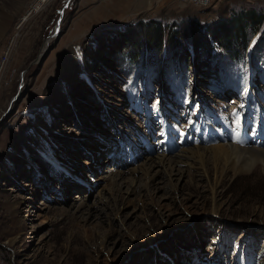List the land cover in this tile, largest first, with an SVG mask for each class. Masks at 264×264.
Returning <instances> with one entry per match:
<instances>
[{"label":"rangeland","instance_id":"obj_1","mask_svg":"<svg viewBox=\"0 0 264 264\" xmlns=\"http://www.w3.org/2000/svg\"><path fill=\"white\" fill-rule=\"evenodd\" d=\"M250 8L230 70L190 63L185 79L131 45L158 21L163 39L207 34L219 52L213 24ZM214 76L240 84L216 94ZM224 142L264 150V0H0V264H264L260 162L217 186L189 164L151 188L137 170L134 194L111 193L116 173Z\"/></svg>","mask_w":264,"mask_h":264},{"label":"trees","instance_id":"obj_2","mask_svg":"<svg viewBox=\"0 0 264 264\" xmlns=\"http://www.w3.org/2000/svg\"><path fill=\"white\" fill-rule=\"evenodd\" d=\"M259 19L260 14H257L250 8L230 18L221 20L219 23L215 22L213 24L214 28L212 27L210 30V36L218 46L219 44L221 45L222 50L219 52H212L211 48H213V46L211 45V39L209 37L207 38V34H205L206 36L203 35L201 39L197 36V39L199 37V41L191 45L187 44L186 46L171 42L173 41L171 38H169L168 41L167 39H163L165 30L158 21L155 22L156 27L152 32H150L149 26L148 29L146 28L144 34L147 38L144 37L141 40L134 38L133 35H136L137 32H130L128 26H126L127 28L125 27V29L127 31L126 33L130 32L129 37H133V41H131L133 49H139L138 55L134 54L136 58H139L141 62L145 60L156 64L162 61L171 71L185 77V75L188 74L190 63L196 64V66L199 67H208L211 70H216L218 65L224 70H229L233 60L231 57H239L246 49V22L251 23L253 27H255ZM151 23L152 22H148L145 25H151ZM192 25L195 26V28L197 27L196 33H198V26H196L194 22H192ZM136 26L141 28V25ZM176 31L179 32L180 30ZM170 32H172V30ZM170 32L168 33L169 37ZM238 52L241 53L237 55L236 53Z\"/></svg>","mask_w":264,"mask_h":264},{"label":"bare ground","instance_id":"obj_3","mask_svg":"<svg viewBox=\"0 0 264 264\" xmlns=\"http://www.w3.org/2000/svg\"><path fill=\"white\" fill-rule=\"evenodd\" d=\"M59 32L60 27L56 33L59 34ZM229 143L230 142H224L221 144L219 143V145L210 147H191V149H188L189 151H187L189 153H185L184 157H182L183 155H177L175 159L172 157H166L165 155H159L155 160H153L154 158H152L151 160L145 161L144 163L140 164L138 166L139 169H137V167L132 168L129 174L116 173L110 176L113 178L114 182V187H112L111 193L114 196L115 200L124 199L125 196L122 194V190H124V192L126 193H130L129 195L134 194V187L137 186V178H135L134 173L137 170H141V175L147 180L145 181L146 187L151 188L157 183L156 177L161 172H166L167 174H169L170 183H172V180L174 179L182 178L184 170H182L183 168H179L178 165L184 163L189 164V166L192 165L194 167H200L203 172L201 175L208 176L209 178L210 172L211 170H213L214 180L217 186L223 181L224 176L229 169L233 170L236 174L238 172L250 171L254 164L258 162H260L264 166V150H258L256 148H241V146L238 145L239 143ZM181 157L183 159H180ZM190 158H192V162H189L187 160ZM153 198L155 200L154 195L151 199L153 200ZM108 201L109 200H107V205L109 206L110 201ZM81 206L82 205H78L77 207L75 206L76 209L74 208L73 211L76 212V210H82ZM99 215V213L93 211L92 207L88 206V208H85V210L82 211L81 216L79 217L80 220H82V222L86 223L85 225H87L91 222H95L94 219H97ZM79 227L80 230L83 229L84 233L86 234L85 236L89 238V229L87 227L83 228L80 224Z\"/></svg>","mask_w":264,"mask_h":264},{"label":"built area","instance_id":"obj_4","mask_svg":"<svg viewBox=\"0 0 264 264\" xmlns=\"http://www.w3.org/2000/svg\"><path fill=\"white\" fill-rule=\"evenodd\" d=\"M194 3L202 4V5H207L210 0H190Z\"/></svg>","mask_w":264,"mask_h":264},{"label":"snow or ice","instance_id":"obj_5","mask_svg":"<svg viewBox=\"0 0 264 264\" xmlns=\"http://www.w3.org/2000/svg\"><path fill=\"white\" fill-rule=\"evenodd\" d=\"M236 115V124H237V127H239V125H240V122H241V119H240V117H239V114L237 113V114H235Z\"/></svg>","mask_w":264,"mask_h":264},{"label":"water","instance_id":"obj_6","mask_svg":"<svg viewBox=\"0 0 264 264\" xmlns=\"http://www.w3.org/2000/svg\"><path fill=\"white\" fill-rule=\"evenodd\" d=\"M27 13H29V11ZM59 19H60V17L58 18V20L56 21V24H55V30H56L55 33L59 29Z\"/></svg>","mask_w":264,"mask_h":264}]
</instances>
